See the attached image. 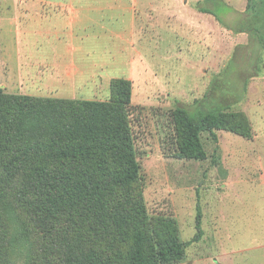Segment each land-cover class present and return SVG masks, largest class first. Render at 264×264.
Here are the masks:
<instances>
[{
	"label": "rangeland",
	"instance_id": "obj_1",
	"mask_svg": "<svg viewBox=\"0 0 264 264\" xmlns=\"http://www.w3.org/2000/svg\"><path fill=\"white\" fill-rule=\"evenodd\" d=\"M122 1L127 4V0L78 2L87 9L88 22L74 28L59 25L56 30L60 33L48 37L50 42L60 37L66 47H77L73 57L72 50L59 49L54 42L44 47L46 35L39 30L50 32L58 24L40 26L39 17L32 29L27 24V0H1L0 90L34 99L109 103L117 97L113 82L130 81L128 113L140 174L116 203L128 208L141 201L152 227L174 220L182 242L197 234L199 206L203 236L186 250L181 264H264V0L251 2V16L248 0H224L236 14L225 12L223 41L220 34L218 40L212 34L202 38L209 43L207 50L164 28L159 30V42L147 21L139 35L135 25L132 33L133 14L135 19L139 10L134 0H128L134 4L131 16L123 8L112 10ZM156 1H168V10L174 15L183 9L196 10L203 0L146 2ZM144 9L154 11L150 6ZM52 16L54 24L60 21ZM199 38L194 35L191 39ZM140 53L147 72L138 59ZM250 74L256 76L247 78ZM206 93L219 99L221 106L245 113L251 137L216 131V142L205 133L202 143L207 158L180 160L173 112L177 107L193 106ZM4 189L11 200L14 183L0 182V190ZM0 215H5L1 206ZM69 217L46 220L43 230L29 231L33 249L38 251L41 246V259L45 256L55 262L53 256L61 257L79 240L86 251L113 252V235L101 232L95 236L77 215ZM126 248L119 247L121 251Z\"/></svg>",
	"mask_w": 264,
	"mask_h": 264
},
{
	"label": "trees",
	"instance_id": "obj_2",
	"mask_svg": "<svg viewBox=\"0 0 264 264\" xmlns=\"http://www.w3.org/2000/svg\"><path fill=\"white\" fill-rule=\"evenodd\" d=\"M248 1L251 16L253 0ZM226 10L227 15L236 14L223 0H205L200 9L223 26ZM113 89L117 97L109 103L34 99L0 90V182L15 185L11 200L5 189L0 190L5 214L0 215V264H181L186 250L201 241L199 206L197 234L182 242L174 220L152 227L141 201L128 208L116 203L119 194L137 182L140 165L128 113L132 84L118 79ZM173 120L180 160L207 158L202 143L205 133L216 142V131L251 137L246 114L221 106L209 93L193 106L177 107ZM74 215L93 235H113V252L86 251L79 240L61 257L53 256L55 262L45 256L41 259V246L33 249L29 231L43 230L46 220ZM120 245L127 248L121 251Z\"/></svg>",
	"mask_w": 264,
	"mask_h": 264
},
{
	"label": "crops",
	"instance_id": "obj_3",
	"mask_svg": "<svg viewBox=\"0 0 264 264\" xmlns=\"http://www.w3.org/2000/svg\"><path fill=\"white\" fill-rule=\"evenodd\" d=\"M80 1H85V0H27L26 6L28 8L27 9L28 10L27 12L28 27L35 29L33 25L36 22V19L39 17H40V22H41L40 26L44 27L45 25H48V22L49 24H52V25L58 24L57 26H52V29L53 28L54 29L51 31L49 30L50 32H47V29L45 28L39 30V33L46 35V44L44 45L46 49H47V46L52 45V43L54 42L57 44L59 49L63 48V49L72 50L73 57H76L75 54L79 51L77 50L78 49L77 47H75L74 45L71 47L69 46L66 47L65 43L62 42V38L60 37H57V40L50 42L48 37H50V35L52 34L59 32V30H56V29H60L59 25H62V26L67 25L66 27L71 26L72 28H74L76 25L84 24L88 22V20L90 19V16L87 15L86 13L84 14V11L87 9H84L82 8V6L80 7L78 5V2ZM146 1L147 0H134V4L138 8L137 10H139V14H137L135 19H134V14L132 13L134 11V4L130 5V2L128 0H127V4L123 3L122 1L121 2L122 4L120 5L117 4L118 6L116 5L115 7L112 8V10L123 8L124 10H126V12L124 13L125 15L131 16V13H132L133 14V21H132L133 32L132 33L135 32L134 31V25H135V29H138V32H137L138 35L141 33V31H143V26L145 25V21H147L150 28H152V30L157 33V40L159 42L162 41L161 32L159 31L162 28H164L169 33H173L174 35H177V36H182L183 38L181 39L187 41L188 43L199 44L201 48L206 49V50L208 49L207 47H209L208 46L209 43H207L206 39L205 40L202 39L204 38V36L209 37L211 36V34L212 36L216 35L217 40H218V36L220 34L221 35L220 41H223L225 27L222 24H220L216 20V18L213 17L212 15H209V14H206L200 11V9L203 7V3L205 2V0L198 2L201 4L198 6V8H196V10H193L190 8L183 9V10L178 11L174 15H172V11H170L171 7L168 1L165 3H162L160 1L149 3ZM149 6L154 11H149L147 9H144V7H149ZM161 7H164V10L167 9L166 12L163 11ZM168 8L170 10H168ZM156 10H158L159 13L156 12ZM52 13L55 14L58 19H60V21L58 20L56 24L52 22V18L54 15L50 17ZM167 13H170V15L168 16ZM62 17L64 18L63 21H61ZM82 18L83 19L87 18V21L86 20L81 21ZM161 18H163V20H160ZM63 32L65 33V31ZM194 35L195 36L199 35L200 38L198 40H192L191 38ZM117 38L121 39V37L119 36H117ZM189 50L191 51L193 50V48L189 47ZM191 55L193 54L191 53ZM205 57L206 59H208L209 54L208 56H205ZM138 59L140 60V64L142 65L144 72L145 71L147 72L148 69L146 67L148 66L146 65V62L143 59L142 53L139 54ZM204 64L206 63L202 62L201 65H204ZM79 72L80 70H78V73Z\"/></svg>",
	"mask_w": 264,
	"mask_h": 264
}]
</instances>
